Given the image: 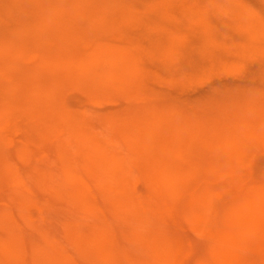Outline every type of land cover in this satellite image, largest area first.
I'll use <instances>...</instances> for the list:
<instances>
[{"label": "rangeland", "instance_id": "374dc122", "mask_svg": "<svg viewBox=\"0 0 264 264\" xmlns=\"http://www.w3.org/2000/svg\"><path fill=\"white\" fill-rule=\"evenodd\" d=\"M260 1L249 3L264 9ZM97 2H86V8L93 11ZM29 4L0 0L9 5V17L24 20L20 28L32 40L31 54L10 57L12 27L0 21V264H217L218 252L230 246L233 225L264 187V145L244 137L256 122L250 118H256L254 104L264 106L262 95L255 103L248 96L252 106L244 98L257 86L248 76L256 63L238 65L236 71L222 64L177 84L171 71L181 66L175 68L174 60L154 62L149 41L142 39L143 34L155 36V28L132 25L120 35L81 16L73 19L71 33L53 23L66 16L53 11L51 3L46 4L51 20L31 23ZM171 9L179 10L180 2ZM208 14L213 27L225 31L228 18L216 9ZM173 24L181 53L187 50L190 27ZM79 35L89 37L88 45L110 50L105 53L122 50L137 72L119 84L107 77L93 90L76 84L63 64H48L44 55L83 49ZM108 66L109 61L101 65ZM43 81L51 91L40 88ZM151 113L171 120L180 115L188 129L197 127L193 122L198 119V129H208V120L216 117L218 126L248 138L251 156L228 169L218 151L184 144L172 158L175 172L169 184L117 133L120 122L134 117L149 126L152 120L145 117H154ZM244 120L247 124L241 125ZM118 171L125 183L122 201L113 188ZM243 230L234 249L239 264H264V231Z\"/></svg>", "mask_w": 264, "mask_h": 264}, {"label": "bare ground", "instance_id": "6f19581e", "mask_svg": "<svg viewBox=\"0 0 264 264\" xmlns=\"http://www.w3.org/2000/svg\"><path fill=\"white\" fill-rule=\"evenodd\" d=\"M28 1H30L28 7L34 12L31 23H36V25L51 20V9L49 8L48 11L46 7L47 3H51L53 11L62 12L66 16V19L64 18L61 21L55 20L53 23H58V26L64 27L63 29L67 30L73 29L74 23L77 21L74 20L73 23V19L80 18L81 16L87 19L91 25H104L115 31L118 30L120 35L122 34V29L132 25L145 27V29L155 28L158 30L155 36L143 34L144 37L142 39L149 41L148 53L154 62L157 60L159 62L174 60L177 65L175 68L181 66L179 67L181 70L179 68L178 70H174L173 68L171 71V79L174 78L177 84L187 81L189 77L192 78L193 76L191 75H200V77L203 75L202 77H204L206 74L215 72L219 68L218 66L222 64H225L226 68L236 71L239 66L247 67L249 65L250 68V65L255 62V70H249L248 73L250 75L248 74V76L250 82L253 85H257L255 89H259L260 94L253 88H251L252 90L247 88L251 92L245 95L244 98L246 97V100L250 97L254 100L253 103H255L257 96H264V9H261V5L258 3L256 5L260 6L255 8L254 5L249 3V0H209L205 4H198V2V5L193 0H116V2L115 0H111L115 5H111L108 2L109 0H97L98 2L96 3L97 5L95 4L94 10L89 11L85 3L90 2V0ZM175 1L180 2V9L177 11V8L173 9L174 11L171 9V4ZM261 1L264 2V0ZM211 9L219 10L228 18V21H224L226 24L223 30L225 31H219L213 27V22L208 14V11ZM8 11L9 5H0V21L6 20L12 27L9 32L10 39L8 41L11 47L9 56L19 58L31 54L32 40L27 36L26 32L22 31L24 29L20 28L21 25L24 26L22 24L25 23L24 20L9 17ZM100 21L103 22L100 23ZM173 23H187L190 27L186 35L188 39L186 38L187 41L184 43L187 50L184 49L186 51L181 53L177 51L176 44L174 43L176 35L172 31L173 29H171ZM83 34L89 36L86 32ZM85 35L84 37L83 35H79L81 41L78 38V41L82 45H85L83 49H76L70 52L63 49L58 50L56 53H47L44 55L45 61L48 64H63L66 71L72 74L75 83L84 86L87 90H93L97 86H104L103 82L107 77L112 78L118 84L126 80L129 81L128 79L132 76L131 74L137 72L134 71L135 65L133 63L135 62L127 56L122 57V50L121 52L118 50L116 52L115 50V53H113L112 50V53H105L104 51L110 50H105L106 48L100 45L104 49L102 50L98 47L99 44L98 46H94V44L88 45L89 37ZM60 48L62 47L58 49ZM192 53L195 54L193 56L189 55ZM106 61H109V66L102 68L101 65L103 66V63ZM186 67L187 70L184 72L183 70ZM96 76L100 79L98 82L94 80ZM39 86L42 90L46 91H51L52 88V85L48 81H43ZM250 100L247 101V104ZM251 102L249 104L252 106ZM255 104V113L252 111L253 114L251 115H255L256 118H250L255 119L256 122L255 125H252L253 123L250 124V126H253L251 128H247L244 125L248 129L244 137H252L251 141L264 145V106H257ZM247 113L250 112L248 111ZM151 115L153 116L154 114L151 113ZM210 118H212V120H208V122L211 121L210 125L208 124L210 128L205 129L204 125H201V128L204 127L203 129H205L203 131L201 128L198 129L199 119L197 122H193V125L195 124L197 127L194 126L195 128L188 129L186 125L188 120H181L180 115L179 119L176 120L174 118L172 120L171 118H162L160 115L159 117L154 115L150 119L145 117L147 120H152L151 125L147 124L149 126L145 125L147 122L143 124V118H137L136 120L134 117L133 119L135 120H130L133 122L125 121L123 124L120 122L117 126V133L133 147L149 169L159 172L170 184L173 182L175 172L172 158L177 153L178 148L184 144L188 145L189 148L194 147L218 151L221 154L222 161L225 163V167L228 169L250 158L252 148L247 143L248 138H243V130L238 134V136L242 134V137H237L235 134H232L235 132L231 131L229 133L228 129L231 128H227L226 130L218 126V122L215 120L216 117ZM245 121L240 122L241 125H243V122L246 123ZM199 123L201 122L199 121ZM205 123L207 122L205 121ZM175 125H179V129ZM216 125L220 127L219 129L217 128L219 132L215 129ZM236 126L238 128V125ZM221 128L223 129L220 130ZM221 131L226 134H223ZM192 137L195 138L193 144L189 143V139ZM232 146H235V150L230 148ZM124 186V180L118 171L115 174L113 188L119 200L122 199ZM252 204L253 207L251 209L242 211L241 221L233 225L227 237L230 241V246L218 252L216 255L217 264H239L234 249L243 240L242 233L244 232V228L255 227L258 231H264V213H262L264 212V187H262L259 195L252 201ZM7 252L8 254H13L12 251Z\"/></svg>", "mask_w": 264, "mask_h": 264}]
</instances>
